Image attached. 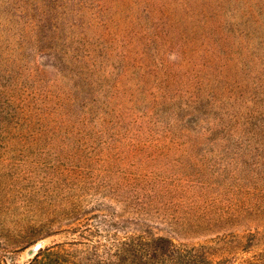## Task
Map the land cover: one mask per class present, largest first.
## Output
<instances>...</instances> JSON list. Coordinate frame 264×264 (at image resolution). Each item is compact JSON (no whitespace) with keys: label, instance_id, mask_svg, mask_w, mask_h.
<instances>
[{"label":"rangeland","instance_id":"1","mask_svg":"<svg viewBox=\"0 0 264 264\" xmlns=\"http://www.w3.org/2000/svg\"><path fill=\"white\" fill-rule=\"evenodd\" d=\"M37 257L264 264V0H0V264Z\"/></svg>","mask_w":264,"mask_h":264},{"label":"trees","instance_id":"2","mask_svg":"<svg viewBox=\"0 0 264 264\" xmlns=\"http://www.w3.org/2000/svg\"><path fill=\"white\" fill-rule=\"evenodd\" d=\"M41 251V250H40ZM46 253H47V257L48 256H50L51 255V253L48 251V250H46ZM45 263V261H41V260H39L38 259V257L37 258H35L31 263H29V264H44Z\"/></svg>","mask_w":264,"mask_h":264}]
</instances>
